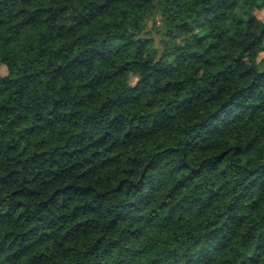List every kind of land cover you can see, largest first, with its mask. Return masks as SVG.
Here are the masks:
<instances>
[{"label":"clouds","instance_id":"1","mask_svg":"<svg viewBox=\"0 0 264 264\" xmlns=\"http://www.w3.org/2000/svg\"><path fill=\"white\" fill-rule=\"evenodd\" d=\"M0 264H264V0H0Z\"/></svg>","mask_w":264,"mask_h":264}]
</instances>
